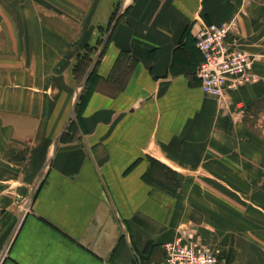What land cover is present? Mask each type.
I'll list each match as a JSON object with an SVG mask.
<instances>
[{"label":"crops","instance_id":"1","mask_svg":"<svg viewBox=\"0 0 264 264\" xmlns=\"http://www.w3.org/2000/svg\"><path fill=\"white\" fill-rule=\"evenodd\" d=\"M213 23L256 57L224 107ZM263 59L264 0H0V264H162L181 230L264 264Z\"/></svg>","mask_w":264,"mask_h":264},{"label":"built area","instance_id":"2","mask_svg":"<svg viewBox=\"0 0 264 264\" xmlns=\"http://www.w3.org/2000/svg\"><path fill=\"white\" fill-rule=\"evenodd\" d=\"M231 30L225 24H209L196 36V47L202 56L195 76L204 95L224 107L227 92L255 80L252 66L256 57L227 43ZM264 61V59H263ZM162 264H228L217 246L205 242L193 230H181L177 237L163 245Z\"/></svg>","mask_w":264,"mask_h":264},{"label":"water","instance_id":"3","mask_svg":"<svg viewBox=\"0 0 264 264\" xmlns=\"http://www.w3.org/2000/svg\"><path fill=\"white\" fill-rule=\"evenodd\" d=\"M111 30H112V29H111ZM106 39H107V38H106ZM105 41H106V40H105ZM105 41H104V42H105ZM87 79H88V75H86L85 78L83 79V81H82V83H81V85H80V89H83V88H84ZM78 100H79V94H78V96L76 97V100H75V102H74L73 109H72V111H71V114L68 116L67 121H68L69 118L75 113V109H76V105H77ZM66 123H67V122H66ZM65 125H66V124H65ZM64 127H65V126H64ZM62 131H63V130H62ZM59 137H61V136H59ZM59 140H60V138H58L57 143L59 142Z\"/></svg>","mask_w":264,"mask_h":264},{"label":"trees","instance_id":"4","mask_svg":"<svg viewBox=\"0 0 264 264\" xmlns=\"http://www.w3.org/2000/svg\"><path fill=\"white\" fill-rule=\"evenodd\" d=\"M89 64H90V61L85 64L86 68H88ZM82 79L83 78L80 79V83H81Z\"/></svg>","mask_w":264,"mask_h":264},{"label":"rangeland","instance_id":"5","mask_svg":"<svg viewBox=\"0 0 264 264\" xmlns=\"http://www.w3.org/2000/svg\"><path fill=\"white\" fill-rule=\"evenodd\" d=\"M83 80V79H82ZM82 82V81H81ZM81 84V83H80ZM242 107V106H241Z\"/></svg>","mask_w":264,"mask_h":264}]
</instances>
